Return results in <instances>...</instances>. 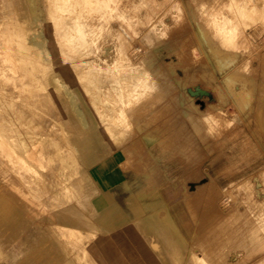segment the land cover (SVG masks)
Segmentation results:
<instances>
[{"label": "rangeland", "instance_id": "1", "mask_svg": "<svg viewBox=\"0 0 264 264\" xmlns=\"http://www.w3.org/2000/svg\"><path fill=\"white\" fill-rule=\"evenodd\" d=\"M31 2L41 10L38 21L30 19L25 0H9L7 13L13 23L43 31L45 39L66 57L65 65L56 68L57 72L65 70L58 80L71 86L87 121L84 128L70 114L63 91L44 90L41 117L58 115L76 128L68 138L73 137L69 144L76 149L80 164L54 170L35 168L37 172L32 173L34 177L46 174L53 181L48 182L50 189L64 179L73 181L76 190L82 187L87 192V203L96 192L103 202L95 196L91 208H100L108 223V228L91 238L90 226L83 229V237L77 236L80 241L73 239V232L62 236L70 241L68 248L80 242L78 248L86 250L67 264L106 261L112 228L130 219L116 202L115 191L119 201L129 199L134 213L149 217L148 236L171 256L165 259L167 264H264V0ZM129 61L148 63L150 75L161 84L158 90L147 89L144 95L148 97L138 102H133V95L130 99L129 78L121 88L114 87L116 79L112 78L129 71ZM119 109L128 113L122 115ZM208 111L215 112L214 116H206ZM47 126L55 142L65 145L58 126L52 121ZM0 169V183L9 181L16 187L17 178H8ZM23 187L31 203L42 194L43 187L27 183ZM1 198L0 193V207ZM42 200L50 202L47 196ZM10 213L17 224L19 212L11 209ZM54 213L55 220L62 214L78 219L68 208ZM210 231L218 233L213 236ZM56 235L52 238L57 239Z\"/></svg>", "mask_w": 264, "mask_h": 264}, {"label": "bare ground", "instance_id": "2", "mask_svg": "<svg viewBox=\"0 0 264 264\" xmlns=\"http://www.w3.org/2000/svg\"><path fill=\"white\" fill-rule=\"evenodd\" d=\"M8 1L9 0H0V168H4L2 170L5 171L8 178L10 176L16 177L18 180V185L15 187L12 184V182H9V181H7L6 183H0V193H1V197H2L1 198L2 206L0 207V264H67L68 260L76 258V256L78 257L77 259L81 258V253L84 255L83 251L81 252V250H84V249L82 248L80 250V248H78V245L80 242H78V244L76 242H74V243H72V245H70L71 247L68 248L69 244H71V243H70V241L69 242L65 241V239H63L64 237H62V236H69L70 235L69 233L73 232L72 233L73 239H74V237H76V239H77V236H78V238L83 237L84 236V233H82L83 229L86 226H88V227L90 226L91 230H88V231H91L89 234L90 238H91L96 234V231L102 230L104 228H108L107 227L108 223L105 220L104 213H101L99 211L100 208H96V209H93V207L91 208L92 201L97 200V198L99 196V195L96 196L97 195L96 192L94 193L95 195L91 197L92 199H90V201L87 203L86 198H85L88 196L87 192H85L84 190H80L82 187L81 188L78 187L80 191L76 190L74 188V186H76V184L74 185L72 180H70V181H72V183H70V182L67 183L66 179H64L65 182L62 181L59 186L55 185L54 187H52V189H50L51 187H49L48 182L51 179L48 180L49 177L47 178L46 174H42L40 177H34L35 174L32 173V172H37V169H35V168H52V169L53 168H63L64 169V168H72L73 166H78L80 164L78 156H75L76 149H74L69 144V142L73 139V137L70 139L68 138L71 134L77 132L76 128L72 127L70 122H68L66 125L63 121L60 120L58 115H51L50 116V114H49L47 117L46 116L44 118L41 117V116H44L41 113V106H42L41 103H42V100H44V95H45L43 93V91L46 89L63 91V93L67 97V101H68L69 108H70V114L72 116H74L78 120V122L84 126V128H86L87 121H86L85 114L82 113L80 111L79 107L77 106L76 98H75L74 92L72 91L71 86L68 84H61L60 81L58 80V77L62 73H64L65 70L63 69V70H59L57 72L56 68H62L65 65L66 57L64 55H62L61 52L55 46L52 45L51 41H49L48 39H45L46 34L43 31H40V30H36V31L33 30L32 31V30H29L27 27L20 25L17 22L13 23L12 22L13 17L7 13L8 12V8H7ZM25 1H26V5L28 7V11L30 12V19H33L34 21L40 20L41 19V10L39 8H34L31 0H25ZM227 22H229V21H227ZM222 25H223V23H222ZM221 27H224V26H221ZM130 62L131 61H129V71L126 70L123 74H119V73L115 74V76H112V78L115 77L116 82L114 84V87H117V88L118 87L121 88L122 84L125 83V81H127L129 78V81H128L129 83L127 82L129 84V86L126 85V88L131 87L134 90L133 92H132V89L130 90L132 93V94H130V99L132 98L131 95H133L135 97L133 99V102H134V100H136L138 102L139 100H142L143 96H146L144 94L146 91H148L147 89H149V90L150 89H152V90L157 89V88L161 87V84L156 77L153 78L150 75L151 69H150V66H148V63H146L145 61H143V63H135V62L130 63ZM140 62H142V61H140ZM219 63H221V62H219ZM246 69H247V65H246ZM109 86H108V89H109ZM239 88H240V86H239ZM103 89L106 90L105 87ZM112 89H113V87L111 88V90ZM122 90H124V88ZM125 90H127V89H125ZM123 92H122V97L126 96V94H127L125 92L126 94L123 95ZM151 92L149 91V93H151ZM215 92H217V91H215ZM128 93H129V91H128ZM120 95H121V93H120ZM53 97L55 98V96H53ZM146 97H148V95ZM51 98L52 97L50 96V99ZM115 98H117V97H115ZM125 98H127V97H125ZM154 98H155V96H154ZM123 99H121V101H123ZM104 100H107V99H104ZM129 101L131 103V100H129ZM129 101H128V103H129ZM119 102H118V104H119ZM125 102H127V101L125 100ZM137 102H135V103L137 104ZM120 104H122V106L126 107L125 105H123L124 103L121 102ZM131 104H133V103H131ZM54 105H55V102H54ZM110 106H112V105H110ZM132 106L130 105V107H132ZM135 106L136 105H134V107ZM101 107L102 106H100L99 108H101ZM126 108H125V110H128ZM202 108H204V107H202ZM59 109L57 108V110H59ZM102 109H103V107H102ZM178 109H179V107H178ZM61 110H62V108H61ZM125 110L123 109V111L120 112L121 110L119 109V112L122 113V115H126L128 113V111H125ZM99 113L101 114V112H99ZM117 113H118V111H117ZM117 113L115 115H113L112 117L116 116ZM103 114H104V112H103ZM205 114L208 117H213L215 112L208 111ZM122 115H120V116H122ZM128 115L131 116L132 114H128ZM60 116H61V114H60ZM130 116H129V118H130ZM215 116H217V115H215ZM36 119L39 121H37ZM116 119H114V120H116ZM123 119H125V118H123ZM126 119H127V117H126ZM49 121L54 122L58 126V129L63 132L62 139L66 142L65 145L62 144V141L55 142L56 140H55V138H53L54 133L52 135V133H50L48 131L49 128L47 125L49 124ZM118 123H119V119H118ZM118 123H117V125H118ZM133 124H134V122H133ZM215 126H217V125H215ZM121 127H123V126H121ZM125 128L126 127H124V129ZM78 132H79V130H78ZM55 133H57V132H55ZM215 135H217V134H215ZM127 136L129 137L128 134H127ZM126 144H127V142H126ZM144 145L146 146V144H144ZM120 151H122V150H120ZM123 153H126V152L123 151ZM145 155H147V154H145ZM124 164H127V159H126V163H124ZM15 169H17L16 173H14ZM47 170H49V169H47ZM59 170L61 171V169H59ZM55 171H56V169H55ZM28 172H30L29 175H27ZM134 172H135V170H134ZM132 173H133V171H132ZM77 176H78V174H77ZM111 177H113V176L111 175ZM16 178H14V179H16ZM123 178H121V179H123ZM162 179H164L163 176H162ZM57 181H56V183H57ZM67 181H68V179H67ZM15 182H16V180H15ZM26 183L29 185H32V186L35 185V187H43V189L41 190L42 194L34 196V201H33L34 203H31L30 199L27 198V195H26L27 191H26L25 187H23L26 185ZM82 183H84V182H82ZM143 183H145V182L143 181ZM51 184H53V183H51ZM160 184H162V183H160ZM127 185H129V184H127ZM85 186H86V183H85ZM28 192H30V191H28ZM115 192H114V195H115ZM148 192L151 193V191H148ZM140 193L142 194L143 190H142V192L140 191ZM144 193H146V192H144ZM42 196L44 198H46V196H47V198L50 200V202H47V201L45 202V200L43 201ZM95 196L97 197L96 199L94 198ZM139 196H141V195H139ZM148 197H150V196H148ZM114 198H115V196H114ZM150 198H152V196ZM75 199H77L78 202ZM98 199H99L100 203L103 202L102 197H99ZM160 200H162L161 197H160ZM41 201H43V203ZM116 201H117V199H116ZM38 202H40V203H38ZM142 203H143V200H142ZM38 205H40V208H38ZM141 206H142V204H141ZM143 206H145V205H143ZM152 206H153V208L155 207L153 204H152ZM34 207H36L37 210H35L33 212ZM147 207H149V206H147ZM45 208L47 209V211ZM63 208H68V210L72 211V213H74V215L76 217H78V219L74 220L70 217L67 219L62 214ZM150 208H151V206H150ZM11 209H15L19 212L17 224L14 222V218L10 213ZM54 212H59L58 214H62V215H60V219L55 220L54 215H53V214H55ZM162 212H164V211H162ZM160 213H159V215H160ZM133 218H134V216H133ZM171 219H172V217H171ZM31 221H33L35 226L32 225ZM219 224H221V223H219ZM229 225L230 224H228V226ZM36 226H37V228H36ZM92 226L93 227L95 226L96 229H93ZM211 227H213V225ZM217 227H214L213 231ZM50 228H52V229L54 228L56 230V232H58V236L56 235L57 239L52 238L55 236L56 232L55 233H54V231L51 232ZM221 228L223 229L226 227L223 226ZM162 231H164V230H162ZM204 232H206V230ZM210 232H209V235H210ZM211 233L213 234V232H211ZM217 233H214V234H217ZM220 233H221V229H220ZM214 234H213V236H215ZM145 235H147V234L145 233ZM207 235H208V233H207ZM205 236H206V234H205ZM72 237H71V239H72ZM166 238L169 239L168 237H166ZM71 239H69V240H71ZM76 241H80V240L77 239ZM191 244H193V243H191ZM102 245H103V243H102ZM186 245H187V243H186ZM188 245H189V243H188ZM263 247H264V242L262 244V248ZM110 248H112V247H110ZM174 248L176 249L177 247H174ZM90 249H92V248H90ZM107 250H109V249H107ZM85 251L86 250H84V252ZM190 251H191V249H190ZM161 252H163V251H161ZM193 253L191 252L190 255L192 256ZM90 254L92 255L91 252H90ZM206 254H207V252H206ZM196 255L197 254H194L193 257H195ZM196 257H199V256L197 255ZM165 258L161 257L162 260L164 259L163 261H165ZM193 259H195V258H193ZM198 259H200V258H198ZM206 259H208V258H206ZM200 260H203V259L201 258ZM166 261H167V259H166ZM74 263L77 264V261L76 262L74 261L73 263L70 262L69 264H74ZM174 263L177 264L175 261H174ZM78 264H79V262H78ZM199 264H201V261H199Z\"/></svg>", "mask_w": 264, "mask_h": 264}, {"label": "crops", "instance_id": "3", "mask_svg": "<svg viewBox=\"0 0 264 264\" xmlns=\"http://www.w3.org/2000/svg\"><path fill=\"white\" fill-rule=\"evenodd\" d=\"M114 196L115 200L120 199L118 193L115 192ZM118 204L130 214V219L112 228L109 236L112 248L107 250L106 261L103 264H167L161 259V257L170 258L166 249L161 243L155 245L148 236L149 217L146 214L134 213L128 198L124 203L118 201Z\"/></svg>", "mask_w": 264, "mask_h": 264}]
</instances>
